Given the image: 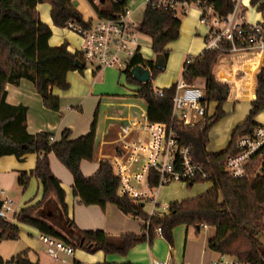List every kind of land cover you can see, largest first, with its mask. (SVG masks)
Listing matches in <instances>:
<instances>
[{
    "label": "trees",
    "instance_id": "1",
    "mask_svg": "<svg viewBox=\"0 0 264 264\" xmlns=\"http://www.w3.org/2000/svg\"><path fill=\"white\" fill-rule=\"evenodd\" d=\"M184 1L212 8L221 18H226L237 6L233 0ZM43 4L51 6L52 21L57 28L64 29L70 23L88 28L91 23V20L85 21L82 14L74 8L72 0H0V158L16 156L21 159L27 154L40 155L36 169L31 174H21L19 184L26 188L29 180L34 177L44 190L43 202L22 211L17 222L38 229L42 235L61 240L75 250L118 255L127 254L144 241L152 243L158 228L163 231L162 237L172 245L173 232L177 227L206 225L217 230L216 238L209 244L211 250L243 263L264 264V175L235 180L223 171L226 159L236 153L238 139L260 127L254 120L264 111V68L254 74L255 99L247 120L235 130L227 151L210 155L207 152L209 132L224 117L221 108L224 103L222 94L228 91L229 99L234 95L233 69L224 61L228 53L206 50L184 64L182 80L191 86L200 79L205 80V102L219 104L213 117L205 118L196 126H186L172 119L177 85L162 90V96L157 95L158 91L153 87L152 81L138 84L131 71L139 66L144 67L152 71L153 79L162 72L155 70L154 63L141 56H136L131 61L129 69L123 75L130 85L138 86L135 100L145 111L139 123L143 126L146 124L150 127L172 128L181 145L192 148L195 162L206 165L213 174V188L210 191L197 198L171 204L169 212L163 216L151 217L144 213L141 203L119 196L121 180L114 175L112 161H102L98 173L91 178L82 173L81 163L93 161L95 157L99 109L87 136L73 141L70 139L71 133L67 131L59 142H52V135L47 133L29 135L27 109L7 104L6 87L19 85L22 80H27L33 83L45 108L59 112L60 100L53 96L52 89L67 91V75L78 71L75 64L79 57L68 51L67 44L57 48L50 47L52 31L42 23L38 12V6ZM101 5L111 12L119 9L113 0H106ZM251 6L264 19V0H252ZM94 8L96 12H100L97 7ZM181 25L180 19L170 12L152 5L145 9L142 33L151 39V47L156 56H163L168 61L170 52L166 48L179 40ZM227 47L230 48L229 45ZM50 154H54L72 174L74 195L80 203L87 207L101 208H105L107 204L116 205L124 213L143 219L144 235L112 238L101 231H80L68 219L66 195L60 181L51 172L48 158ZM150 178L152 187H156L158 177L153 170ZM195 184L191 183L189 186ZM52 193L59 202V209L48 202ZM19 235L20 228L17 225L0 219V244L4 241H16ZM0 264L39 263H33L24 252L8 262L0 255Z\"/></svg>",
    "mask_w": 264,
    "mask_h": 264
},
{
    "label": "crops",
    "instance_id": "2",
    "mask_svg": "<svg viewBox=\"0 0 264 264\" xmlns=\"http://www.w3.org/2000/svg\"><path fill=\"white\" fill-rule=\"evenodd\" d=\"M233 1L237 3L248 24L264 23L262 14L251 6L252 0ZM51 10L49 4L38 6L42 23L52 31L50 47L57 48L67 44L68 51L72 55L78 54L81 40L73 32L55 27ZM183 18L186 19L182 22L179 40L166 48L172 52L167 61V68L174 56L178 57L182 65L207 50L210 29L201 23V10L197 7L192 8ZM84 20L91 19L84 18ZM224 61L233 69L234 95L221 105L224 117L209 132L207 152L210 155H219L227 151L235 130L247 120L255 99L254 74L264 68V51L256 48L232 52ZM122 76V73L116 69L96 71L94 68L86 67L82 71L70 72L67 75L69 84L67 91L52 89L53 96L60 100L59 112L46 109L33 83L27 80H22L19 85L6 87L7 104L27 109L29 135L47 133L52 135L56 142H59L63 133L67 131L71 133L70 139L73 141L87 136L91 132L95 114L99 109L95 157L93 161L81 163L82 173L85 177L91 178L98 173L102 161L110 160L113 162L114 175L122 182L133 180L136 189L134 192L140 193L144 186L154 188L150 182L152 168L148 160L152 138L139 123L145 111L135 100L138 86L130 85L127 78L125 77L124 80ZM176 78L177 76L173 77L172 81L163 87L164 90L177 85ZM194 85L205 93V80L200 79ZM218 107V103H208L206 118L213 117ZM204 120L205 118L196 113H190L187 126L199 125ZM254 122L264 127V111L255 118ZM39 157L38 154H27L21 159L16 156L0 158V203L11 199L18 214L44 200L43 187L36 178L32 177L26 188L19 184L21 174H31L36 169ZM48 158L51 172L60 181L66 195L68 219L74 222L80 231H101L112 238L144 235L145 222L140 217L128 215L113 204L101 208L87 207L80 203L74 195L72 174L54 154H50ZM188 187L189 184L186 186L184 183H175L161 188L158 193L160 205L170 206L197 198L210 191L213 185L198 193L197 197L189 193ZM119 194L121 196L120 192ZM48 202L55 209H59L60 205L54 193L50 194ZM140 203L144 205L142 207L144 213L150 216L152 207L149 202ZM14 225L20 228V235L16 241H4L0 244V255L4 261H11L26 252L33 263L57 264L47 256L46 246L40 241L42 234L38 229L18 222ZM216 236L217 230L214 227L182 225L174 230L172 245L164 237L156 235L152 243L144 241L125 255L106 254L102 251L91 254L76 249L75 256L69 259L67 264H152L154 261L164 264H213L221 257L220 253L211 250L209 246Z\"/></svg>",
    "mask_w": 264,
    "mask_h": 264
},
{
    "label": "built area",
    "instance_id": "3",
    "mask_svg": "<svg viewBox=\"0 0 264 264\" xmlns=\"http://www.w3.org/2000/svg\"><path fill=\"white\" fill-rule=\"evenodd\" d=\"M144 2L145 9L152 5L154 8L172 13L176 18L186 16L189 8L196 6L202 12L201 23L210 29L206 45L208 51L228 54L256 48L264 51V23L248 24L238 5L226 18H221L212 8L189 4L184 0H144ZM98 3L100 0L93 1V6L98 8ZM113 3L119 9L111 12L98 8L100 12L95 11L96 17L91 20L88 28L70 23L65 29L76 34L81 40V49L76 55L85 68L87 64H91L96 71L116 69L123 75L136 56L143 57L141 46V39L144 36L143 18L140 19L137 12L129 8L128 0H113ZM157 95L162 96L163 92L159 91ZM207 105L205 93L182 80L176 86L172 119L187 126L190 113L206 118ZM143 127L152 138L148 160L158 177V184L154 188L144 186L143 191L139 193L134 192L136 189L133 180L121 181L118 194L120 192V197H129L139 203L148 201L152 207L150 216H163L169 212V206H161L158 201L161 188L175 183L212 184L213 174L206 165L195 162L192 148L181 145L177 133L172 128L150 127L146 124ZM51 140L56 142L54 138ZM254 167L257 168L256 172H253ZM223 171L235 180L264 175V127H257L238 139L236 153L226 159ZM18 215L11 199L2 202L0 219L15 224ZM162 234V229L158 228L156 235L162 236ZM40 241L46 246L47 256L54 263L67 264L76 254L74 247L56 238L41 235ZM152 264L164 263L154 261ZM213 264L247 263L221 254L220 259Z\"/></svg>",
    "mask_w": 264,
    "mask_h": 264
},
{
    "label": "rangeland",
    "instance_id": "4",
    "mask_svg": "<svg viewBox=\"0 0 264 264\" xmlns=\"http://www.w3.org/2000/svg\"><path fill=\"white\" fill-rule=\"evenodd\" d=\"M93 1L98 0H72V4L74 8L82 14V16L85 19H91L94 20L96 17L95 8L93 6ZM98 8L100 10H107L100 3H98ZM129 8L132 9V11L137 12V16L141 19L143 18L144 12H145V2L144 0H128ZM196 8V6H192L190 9ZM192 11V10H191ZM181 22H183L186 18L180 17L179 18ZM69 32V31H66ZM141 46L142 48V55L143 58L146 61H151L154 63L156 60V55L153 53L152 47H151V39L147 36H143L141 39ZM172 52H170L171 55ZM180 60L177 56H174L170 62L169 67L165 72L159 73L154 79L152 78V84L156 91H162L164 90L163 87L170 83L173 79V77L177 76L175 84H178L182 81V74L184 70V64H180ZM88 68H92L91 64H87ZM118 71V70H117ZM178 73V74H177ZM125 80V76H122ZM195 86V85H194ZM211 141V139H210ZM257 168H253V172H256ZM185 184V183H184ZM188 186V184H186ZM212 187L211 183H196L193 187H188V191L191 195H196L194 197H197L198 193H201L204 189H209Z\"/></svg>",
    "mask_w": 264,
    "mask_h": 264
},
{
    "label": "water",
    "instance_id": "5",
    "mask_svg": "<svg viewBox=\"0 0 264 264\" xmlns=\"http://www.w3.org/2000/svg\"><path fill=\"white\" fill-rule=\"evenodd\" d=\"M105 2L106 0H100L101 4H104ZM75 66L78 70L85 69V65L80 60L76 61ZM166 68H167L166 59L163 56H156V60L154 61V69L159 72H164ZM131 75L138 84H147L152 81V71L149 69H145L144 67L141 66L134 68L131 71ZM228 98H229V92L224 91L222 94V101L225 102L228 100ZM1 207H2V203H0V209ZM142 207H144V205Z\"/></svg>",
    "mask_w": 264,
    "mask_h": 264
}]
</instances>
